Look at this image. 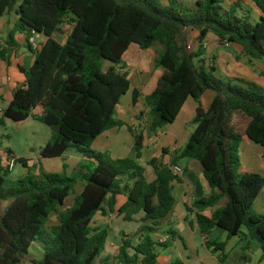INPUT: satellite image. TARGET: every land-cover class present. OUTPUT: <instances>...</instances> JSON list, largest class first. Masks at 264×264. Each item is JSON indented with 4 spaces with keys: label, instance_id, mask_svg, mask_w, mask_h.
<instances>
[{
    "label": "trees",
    "instance_id": "1",
    "mask_svg": "<svg viewBox=\"0 0 264 264\" xmlns=\"http://www.w3.org/2000/svg\"><path fill=\"white\" fill-rule=\"evenodd\" d=\"M223 3L200 0L194 8H186L179 0H168L167 5L161 0H0V18L12 11L18 17L0 51L1 60L18 48L17 34H24L27 42L33 35L46 38L34 51L33 65L20 68L25 86L13 94L0 126L6 120L20 123L30 117L47 127L59 125L60 132L51 133L40 156L59 158L69 149L83 156L71 176L40 170L38 176L18 178L0 157V209L7 203L0 210V264H21L33 244L43 251L33 264H94L108 238L107 229L91 226L98 213L117 212L131 222L143 212L142 223L150 222L134 236L138 237L136 244L121 233L117 255L99 264H157V249L169 246L156 243L153 237L174 205L171 184L178 177L170 167L152 159L148 165L156 179L146 181L138 163L143 134L131 127L132 157L113 160L107 153L91 150L101 134L125 126L115 111L130 82L127 73L121 72L124 65L118 66L131 45L142 51L153 49L154 68L163 70L156 89L144 97L152 133L173 123L188 98L197 103L195 130L185 148L173 155L171 165L188 159L203 168L211 193L187 211L195 214L201 236L215 228L226 233V241H206V248L212 254L220 253L218 261L225 263L227 242L244 228L249 239L259 244L264 260V216H256L253 210L264 178L246 171L239 156L243 137L264 148V89L239 79L218 78L216 60L208 59L203 47L212 33L223 43L240 46L248 58L264 60V0H255L262 16L253 25L248 18L237 16V4L226 9ZM63 24L71 30L60 43L53 35ZM188 30L198 32L193 49ZM106 63L116 68L105 70ZM207 91L214 97L204 111L200 99ZM137 95L134 90V103ZM36 108L41 109L39 116L33 115ZM17 162L25 164L21 159ZM78 181L83 182V190L64 210ZM120 194L127 201L116 210ZM208 209L212 210L210 217L202 214ZM53 214L57 224L47 233L44 228Z\"/></svg>",
    "mask_w": 264,
    "mask_h": 264
},
{
    "label": "crops",
    "instance_id": "2",
    "mask_svg": "<svg viewBox=\"0 0 264 264\" xmlns=\"http://www.w3.org/2000/svg\"><path fill=\"white\" fill-rule=\"evenodd\" d=\"M197 1L200 0H185V2L184 0H179V2L186 8H194ZM161 2L164 5L168 4V0H161ZM236 4L238 5L236 10L238 17L248 18L249 20H252L254 24L261 18L262 12L257 7L255 0H224L222 6L226 9H229ZM17 21L18 17L15 11L6 13L0 18V51L6 47L5 43L7 35L14 28ZM55 34L53 35L54 39ZM197 36V31H187L188 42L191 40L195 41ZM36 39L40 44L46 41V38L42 35H37ZM207 39L208 42H206ZM15 40L19 45L18 48L12 52H9L5 60L0 59V109L2 111L5 110L10 104L13 94L25 86V77L20 68H30L35 61L34 50L28 44L26 36L24 34H17ZM203 47L205 49V56L208 59L214 58L216 60L215 75L218 78L223 80L239 79L254 83L256 85L259 84L264 88V60H252L248 58L244 55L240 46L234 44H223L214 34L212 36V33L207 35L203 43ZM136 50L138 52V49ZM125 54L123 58L125 57ZM155 56L152 58V67L154 66ZM136 65L140 64L137 63ZM110 67L115 66L110 63H106L104 69L106 70ZM124 67L125 68L121 70V72L128 74L127 69L130 70V68L126 67V65H124ZM153 69H150V72L146 75L138 70L136 73L134 72L133 76H136V82L133 88L130 86L128 90V92L131 90V99L128 102H125L124 105L119 104L116 107L115 117L116 119L122 121L125 126L108 130L97 137V139L93 142L94 144L99 138H104L105 146L103 151H109L108 153L113 160L124 159L133 156L134 140L128 131V127H131L137 132H141L143 134L144 140L142 156L139 162L142 161L145 165V167H143L144 177L147 182H153L156 179V175L152 167L148 165L149 161L152 159H157L163 165L171 167L173 155L179 154L185 148L191 134L195 130L193 120L195 118L197 109V103L193 99L188 98L173 123L166 125L155 133H152L149 129V109L144 103V97L151 94L156 89L159 78L163 74L162 69ZM134 90L137 91L138 94L135 103L133 102L132 98V93ZM213 97L214 93L211 91L205 92L201 97V106L204 111L208 110ZM40 113V108H36L33 111L34 116H39ZM50 137L45 142V145L49 141ZM242 143L249 147L251 151H257L256 147H253L252 142L247 137H243L241 144ZM261 150V152H258V154H260L256 158V163L254 162L258 171H264V161L262 160L264 158V148ZM164 151L166 152L164 153ZM67 152H70L71 154L76 155L83 160V156L74 149L67 150L62 157L52 159L35 156L33 159L29 160L20 158L18 156L14 157L11 152L10 157L24 161L25 164L19 163L24 170V174L21 177L26 175L38 176L39 171L43 170L42 164L44 161L66 159L65 156ZM8 156L9 154L6 152H3V155L0 154V157L4 159V161ZM250 165L251 164H249V166L243 165V167L248 172L256 171L253 170L255 168L250 167ZM177 166L182 168L183 174L178 177V180L173 181L171 184L172 196L174 198L172 212L167 218L159 222L153 237L154 241L160 245L166 243L169 244L167 248L157 249V264L175 263L172 262L174 260L171 254L168 255L167 259L165 258V253L171 247H175L177 250L178 260L183 264H220L217 256H214V254H212L211 251L206 248L205 243L206 241L219 242L216 237L221 236L219 231L222 230L215 228L208 236H201L196 225L195 214L187 211V208H191L195 201L206 198L211 193V188L203 175V168L198 161L188 159L180 160ZM17 173L18 171L14 168L12 175L16 176ZM122 186L123 180L121 179L119 180V187L121 188ZM83 187L84 184L82 185L81 191L83 190ZM126 201L127 198L125 195H118L116 197L115 209L117 210L119 207L124 205ZM255 204H257V207L260 209L261 214L264 215V187L254 201L253 207ZM202 214L210 217L212 210L208 209ZM143 217L144 213L140 212L133 217V221L127 222L124 221L123 217L119 216L117 212H108L105 215L98 213L95 215L92 220V228L107 229L108 231V238L106 240L105 250L103 252L105 254L104 258L114 257L117 255L121 244V233H124L125 238L132 239L133 244L137 243L138 237L134 236L138 230L143 225H150V222L142 223ZM53 218L55 223H52ZM49 221L51 223L50 228L55 226L57 224L56 215H51ZM171 233L173 235H171ZM240 235L246 239L248 245L250 243V239L247 236L246 230L244 228L241 229V232L238 236ZM223 236H225L224 241H226V233ZM180 241L184 248L183 254L180 252L179 245H177V242ZM195 242L197 243L195 244ZM32 246L33 248H36V251H42V247L40 245ZM33 250L30 248L29 254ZM248 251L249 250L246 247V251L242 250L241 253L238 254L237 258L242 261V264H253L252 258L248 254ZM261 254L262 253L260 250L258 252L257 264H264V260H261ZM227 262L228 260H226L223 264H227Z\"/></svg>",
    "mask_w": 264,
    "mask_h": 264
},
{
    "label": "rangeland",
    "instance_id": "3",
    "mask_svg": "<svg viewBox=\"0 0 264 264\" xmlns=\"http://www.w3.org/2000/svg\"><path fill=\"white\" fill-rule=\"evenodd\" d=\"M249 23L251 25L254 24L252 20H249ZM70 30L71 27L69 25L63 24L60 28V31L55 34V39L58 40L59 42H62L64 40V37L69 33ZM197 37L195 41L191 40L189 42V45L190 47H192V49L195 48L197 45ZM206 42H208V39L206 40ZM223 44H227V43H223ZM130 47L131 48L126 52L125 57L122 60L123 64H121L118 67H123V65H126V67L130 68V70L127 69L128 72L127 78L130 82L131 88H133L136 82V76H133L134 72L136 73L138 70L141 71L144 75L148 74L150 72V69L154 68V66L152 67L153 65L152 58L155 56V53L153 49L142 51L139 50V48H135L137 47L136 45H131ZM136 49H138V52ZM137 63L140 65H136ZM257 85L261 87V85L259 84ZM130 99H131V90L127 93L126 96L122 97L120 105H124V103L128 102ZM238 129L239 131H242L243 129V125H241V122L238 123ZM50 135H51L50 127H47L46 125L40 123L34 118L30 117L26 121L20 123H15L6 120L4 124L0 126V154L3 155V152L8 153L10 151L14 157L18 156L20 158H25L29 160L33 159L35 156L40 157V152L44 148L45 142L50 137ZM104 143H105L104 138H99L93 144V146H91V150L97 153L106 152L107 154H109L108 153L109 151H103L104 150L103 148L105 146ZM252 145L253 147H256L257 151H251V149L247 147L244 143L241 144V147L239 148V156L241 163L246 166H249V164H251L250 167H254L255 169L253 170L256 171H250V172L251 173L253 172L254 174H258L264 178V171H258L255 166L256 164H254V162L256 163L257 156H259L260 154V153L258 154V152H261L262 148L253 143ZM65 158L66 159L44 161L42 164V169H43L42 171L45 173H57L61 175L71 176L74 173V170L78 168V164L81 163L83 160L80 157L71 154L70 152H67ZM262 160L264 161V158ZM138 163L140 166L145 167L142 161L141 162L138 161ZM15 170H17L18 173L16 176L13 177L18 178L23 176L24 170L20 164L16 165ZM82 185L83 182L78 181V183L74 188V191L65 200L64 210L73 204L74 198L80 194ZM6 206L7 203H4L2 206V210L1 209L0 210L3 211V209ZM253 210L256 216L258 217L264 216L261 214V211L257 207V204H255V206L253 207ZM52 223H55L54 218L52 220ZM50 225H51L50 221H48L47 224L45 225L44 229L47 233H50ZM219 233H221V236H217L216 238L219 242H222L225 240V236H223L225 232L219 231ZM196 243L197 242H195V244ZM33 245L38 246V244H33ZM177 245H179L180 252L183 254L184 248L181 241L177 242ZM246 247L249 250L248 254L252 258L253 264H257L258 252L260 251L259 244L255 241L250 240V243L247 245L246 239L241 235L232 238L226 245L225 253L228 256L227 264H242V261L237 257L242 250L246 251ZM31 249L34 250L21 261V264H33V261L36 262L41 259L43 252L36 251V248H33V246H31ZM169 254L173 256L174 261L172 262L177 261L179 263H182L178 260L177 250L175 249V247H171L165 253L166 259ZM218 254H214V256H217ZM104 256L105 254L103 253L98 259L95 260L94 264H99V261L103 259Z\"/></svg>",
    "mask_w": 264,
    "mask_h": 264
},
{
    "label": "built area",
    "instance_id": "4",
    "mask_svg": "<svg viewBox=\"0 0 264 264\" xmlns=\"http://www.w3.org/2000/svg\"><path fill=\"white\" fill-rule=\"evenodd\" d=\"M37 35H33L32 37H30L28 39V43L31 46V48L36 51L37 49H39L40 47V43L37 41L36 39ZM2 110L0 109V113L2 114ZM18 159L14 158V157H10L8 156L7 158H5L4 161V167L9 171L12 172L14 170V168L16 167V165L18 164L17 162ZM171 173L173 176L175 177H179L183 174V170L181 167L177 166V165H173L170 167Z\"/></svg>",
    "mask_w": 264,
    "mask_h": 264
},
{
    "label": "water",
    "instance_id": "5",
    "mask_svg": "<svg viewBox=\"0 0 264 264\" xmlns=\"http://www.w3.org/2000/svg\"><path fill=\"white\" fill-rule=\"evenodd\" d=\"M51 133L58 134L60 132V126L59 125H53L50 127Z\"/></svg>",
    "mask_w": 264,
    "mask_h": 264
}]
</instances>
